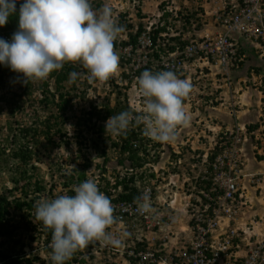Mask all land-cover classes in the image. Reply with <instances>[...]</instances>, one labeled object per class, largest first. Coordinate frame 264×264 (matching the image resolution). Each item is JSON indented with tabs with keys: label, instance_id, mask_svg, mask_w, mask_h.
Returning a JSON list of instances; mask_svg holds the SVG:
<instances>
[{
	"label": "rangeland",
	"instance_id": "1",
	"mask_svg": "<svg viewBox=\"0 0 264 264\" xmlns=\"http://www.w3.org/2000/svg\"><path fill=\"white\" fill-rule=\"evenodd\" d=\"M216 1L218 0H90L92 7L97 11L106 5L111 7L113 15L118 16L117 19L120 18L123 24L130 22L134 25L132 28L149 24L153 27L164 25L167 37L172 34H184L183 38L186 39L214 33L213 13ZM242 58L237 68L226 75L217 74L213 70L191 74L189 81L192 91L184 100V107L190 116L189 125L178 129L177 138L173 142L162 143L149 139L150 145L157 143L158 146L152 147L155 149L153 155L159 156L146 157L155 165L151 168L152 171L148 167L145 169L149 175L152 174V182L161 180L165 175L170 180L174 176L172 174H176L175 178H179L181 187V183L198 174L202 155L214 144L213 139H218L219 132H226L232 126L243 124L246 128L249 124H257V128L247 129L249 143L244 148L247 172L264 175V80L256 71L258 68H264V49L247 51ZM81 74L75 83L70 80L61 82L62 87L58 86L55 77H48L44 81H29L28 92L20 73L6 72L0 79L1 187L10 181L9 171L12 168L9 160H12L14 150L19 149L23 143H28L26 147L31 148L32 157L29 163L22 166V170L25 169L33 177L30 180L24 178L16 188L19 195L22 186V196L27 193V198L36 188L30 182L40 181L46 194L45 199H48L50 196H57L61 190L62 178L69 171L78 173L79 169H86L82 168L85 165L89 166L86 170L91 173L94 171L95 162L100 164L101 159L97 160L92 150L93 142L104 139L103 147L108 149L110 139H106L107 135H113L98 129L99 125H103L105 129L107 119L101 121L96 115L88 117L87 112L93 109L102 110V115L103 106L107 103L113 106L120 94L112 87L111 80L107 82L109 88L105 83L90 84L88 74ZM186 76L188 75L178 77L185 79ZM44 84L46 87H41ZM60 93L68 98V103L64 106L60 102ZM45 96L54 98L53 102L43 100ZM132 99L143 107L139 95L133 96L130 101ZM47 122L53 124L49 129L46 127ZM29 127L31 129L28 135H24V128ZM64 139L71 142L69 147L64 143ZM108 152V160L114 162L113 150ZM123 173L124 171L120 174ZM106 175H109L107 178L113 182L117 171L111 166L107 167ZM12 184L9 182L8 186ZM246 199L249 208L245 209V214L249 212L253 221L258 220V225L253 227V231L264 232V177L258 185L247 188ZM184 200L181 194L174 206L177 214L176 210L183 207ZM12 213L19 214L14 211ZM24 218L25 215L11 219L20 223ZM180 221L186 222L183 212L180 213ZM18 226L17 236L24 244L26 230L21 225ZM38 253L42 255L41 252ZM79 257L85 259V262L79 264L104 262L99 260L104 259L99 253L94 256L93 261L89 259L87 251ZM114 264L127 263L120 259L114 261Z\"/></svg>",
	"mask_w": 264,
	"mask_h": 264
},
{
	"label": "built area",
	"instance_id": "2",
	"mask_svg": "<svg viewBox=\"0 0 264 264\" xmlns=\"http://www.w3.org/2000/svg\"><path fill=\"white\" fill-rule=\"evenodd\" d=\"M213 19L214 33L188 38L182 46L170 42L166 32H155L162 25L124 30L114 42L120 64L119 74L113 78L117 87L132 84L136 88L144 70H171L177 76L188 75L186 80L192 73L204 71L226 75L237 68L247 51L264 49V0H218ZM1 36L7 38L4 33ZM248 136L243 124L219 132L218 139H213L214 144L202 155L198 174L182 186L185 200L179 216L183 212L186 222L181 226H177L180 217L169 210L179 194L171 191L170 184L174 182L164 181V177L163 181L152 182L145 171L148 163L136 168L126 162L133 180L127 181L124 190L105 188V182L98 185L102 175L99 171L94 178L87 173V180H94L115 206L117 223L108 231L118 236L121 229H126L131 234L119 248L98 241L90 243L94 254L106 256L101 264H114V255L127 264H264V232H254L258 220L253 221L249 212L245 214L249 208L247 188L258 185L264 177L247 172L244 148L249 143ZM132 145L137 146V142L132 141ZM65 181L63 177L57 196L74 195L73 186L80 184L65 186ZM146 189L153 211L141 215L137 211L138 198ZM132 192L130 198H118L119 194ZM27 223L24 252L41 255L38 252L45 251L50 258L52 233H47L35 219V208L30 210ZM44 263L53 264L51 260Z\"/></svg>",
	"mask_w": 264,
	"mask_h": 264
},
{
	"label": "clouds",
	"instance_id": "3",
	"mask_svg": "<svg viewBox=\"0 0 264 264\" xmlns=\"http://www.w3.org/2000/svg\"><path fill=\"white\" fill-rule=\"evenodd\" d=\"M17 2L18 0H0V27L7 24L9 16L18 15V30L12 36L1 32L7 38L1 36L0 33V36L4 38H0V64L8 66L13 72L22 74L25 83L47 80L50 73L61 70L66 63H79L87 70V79L90 84L91 82L107 84L111 80L112 87L120 94L116 102L124 103L131 111L137 113L124 111L110 116L104 129L110 135H126L133 124H143L144 134L147 138L156 142L170 143L176 140L178 129L189 125L190 116L184 107V100L190 95L192 85L189 80L181 79L173 71L153 73L150 70H144L137 79L136 88L132 84H128L119 89L115 84L113 78L119 74L120 64L119 56L114 49V42L124 30H130L134 25L132 26L130 22L123 24L120 18L117 19L118 16L113 15L111 7L106 5L102 10L97 11L92 7L90 0H23L17 13ZM130 34L132 33L130 32ZM78 75V73H70L71 80L74 82ZM106 86L109 87L108 84ZM130 95L132 97L139 95L143 107L136 104L134 99L130 101L132 98ZM121 97L122 99H119ZM152 147L148 143L147 154L138 152L141 166L144 162L148 163L146 169L155 166L146 159L148 155H151L152 158L156 157L153 155L155 149ZM108 149L114 152V162L108 160ZM108 149L104 147V156H100L92 147L96 159H101L100 164L95 162L94 171L91 173L86 170L89 166H85L81 181L76 183L80 184H73L75 185L72 189L74 195H59L49 200L45 199L44 188L37 192L34 190L28 198L32 199V207L27 210L14 211L19 213L17 215L10 214V223L14 222L11 218L25 215L22 220L24 222H16L27 232L30 210L35 208V219L42 223L47 233H52L50 258L45 251L39 255L45 260H51L53 264H65V261L68 262V260L71 264H79V260L84 259L79 255L87 251L89 259L93 261L96 254L93 252L94 249L88 246L90 243L98 241L106 246L111 245L119 248L123 246L124 240L130 237L131 234L126 229H121L118 236H114L108 231L117 223V217L114 214L115 206L100 191L98 185L105 182V187L112 186L117 190H124L126 187L123 188L120 185L114 187L116 178H125L123 176L126 174L133 176L126 169L127 161H130L133 167L138 168V166H135L126 154H121L118 149L112 147L110 142ZM156 155L158 156V154ZM11 159L13 160H9L12 168L9 171L11 179L5 186H0V191L5 190L3 196L7 200L23 201V187L21 186L19 190L20 195L16 188L23 180L22 175L16 171L18 158L11 156ZM120 159H123V162H119ZM110 166L117 171L113 182L107 178L110 176L106 175L107 167ZM72 168L75 169L73 165ZM98 171L102 173L98 185L92 179L87 180V173L90 178L91 176L94 178V174ZM123 171L124 173L120 174ZM155 171L157 172V170ZM146 172L147 177L153 180L152 174L149 175V172ZM68 174H73L75 178L78 175L71 171ZM172 175L179 184V178H175L176 174ZM18 178L22 179L15 182ZM164 178V181H169L166 175ZM171 179L170 183L173 182ZM9 182L13 184L8 186ZM183 184L181 183V187L175 182L174 185L170 184L171 191L179 194L173 207L169 210L175 211L174 206L181 197ZM11 196H13L12 199ZM41 197L44 199H40ZM38 198L40 200L35 203L34 201ZM179 210H176L177 217H180ZM137 211L141 215L153 211L149 190L146 189L138 198ZM26 226L28 227L25 228ZM112 258L115 259V262L119 258L124 260L119 255H114ZM84 260L83 262H85ZM99 260L103 259L99 258ZM37 264L45 263L44 260H41Z\"/></svg>",
	"mask_w": 264,
	"mask_h": 264
},
{
	"label": "trees",
	"instance_id": "4",
	"mask_svg": "<svg viewBox=\"0 0 264 264\" xmlns=\"http://www.w3.org/2000/svg\"><path fill=\"white\" fill-rule=\"evenodd\" d=\"M20 3H23V0H18V2H17V6H16L17 13L19 11ZM188 19L189 18L187 17L186 21H188ZM128 26H131V25L128 24ZM138 28L140 29L141 26H139ZM17 30H18V15L17 14H13V15L9 16L7 24L5 26L0 27V33L5 32V33H8L10 36H12V34ZM155 32L156 33L157 32H166V27L164 25H162V26L156 28ZM0 38H3V37L0 36ZM155 38H156V36H155ZM133 39H134V37L132 35V40ZM167 39L170 42L177 43L180 46L187 43V39L182 38L181 35L170 36V37H167ZM10 71H12V70L8 66L0 64V79L3 77V75L6 72H10ZM256 71L258 72V74H261L262 79L264 80V68H261V69L258 68V69H256ZM70 73H78L79 74L78 77H81V75H82L81 73H84L85 75L88 74L87 70L84 69L82 67V65H80L79 63H76V64L66 63L61 70L53 71L52 73H50L49 77H55V81L58 83V86L62 87L61 82L66 81V80H70L71 83H75V81L73 82L71 80ZM78 77H77V79H78ZM25 84H26L25 89L28 92V88H27L28 83H25ZM41 87H46V84H44L43 86L41 85ZM59 98H60V102H61V104H63V106L68 103V98H65L62 95V93L59 94ZM53 99L54 98H48L47 96H45L43 98V100H46L48 103L53 102ZM124 111H131V110L124 103L115 102V104L113 106H110L108 103L105 104L103 106V114L102 115H100L102 113V110H96V109L89 110L87 112V114H88V117L92 116V115H96L100 118L101 121H105L110 116H115V115H117L121 112H124ZM131 112H133V111H131ZM133 113L137 114L135 112H133ZM52 125L53 124H49V122H47V125H46L47 129H49L50 126H52ZM255 128H257V124L247 125L248 130H253ZM30 129H31L30 127L24 128V130H23L24 135H28ZM98 129L104 131L103 125H99ZM106 139H110L109 142H110L111 146L118 149L121 154H126L128 159H130L135 164V166H138V167L141 166V164L139 162L140 155H138V152L141 151L144 154L148 153L147 144L149 143L150 140L144 134L143 124H140V125L133 124L132 126H130V129L126 135L113 136V137H110L107 135ZM64 141H65L64 143L67 144L69 147L70 143H71L69 141V139L68 140L64 139ZM104 141H105L104 139L103 140L97 139L93 142L94 143V145H93L94 149H95L96 153L99 154L100 156H104V147H103ZM132 141H136L137 146L133 147ZM27 144L23 143L21 146H19V149L13 153V157L18 158V163L16 164V171L22 175L23 179L29 178V180H30V179H32L33 176L28 174L25 169L22 170V166L29 163V160L32 157V150L28 146L26 147ZM152 146H158V145H157V143H155V144L153 143ZM156 157H158V156H156ZM119 162H123V159H120ZM84 167H85V165L82 168H84ZM83 175H84L83 169L78 170V175L76 176V178L73 176V174H65L64 178L66 179V181L64 182V185L65 186L68 184L73 185V184L80 182L81 177ZM22 178L16 179L15 182H19V180H21ZM132 180H133V176H129L128 179H125V178L117 179L116 178V183H115L114 187H117L120 185L123 188H125V187H127V181H132ZM30 183H31V185L36 186V188H35L36 192L43 188L40 181H38V180H35L33 182H30ZM105 188H107V186ZM24 192H25V190H24ZM26 196H27V193H25V195L22 197L23 201H20L18 199L7 200L6 197L0 196V262H2V264H37V262L43 260L42 257H40L37 253H29L27 255L24 252V250H23L24 244H22V242H20V240L17 236L18 223L16 221H14L13 223H10V221H11L10 220V214H12V210L13 211H21V210H25V209L27 210V209L32 207V205H31L32 199H28V198H26ZM132 196H133V192L128 194V195H125V196L122 194H119L118 198H130ZM27 227L28 226H26L25 228H27ZM90 258H92V256H90ZM83 260L84 259H80L79 263L83 262ZM65 264H71V262L68 260V262L65 261Z\"/></svg>",
	"mask_w": 264,
	"mask_h": 264
},
{
	"label": "crops",
	"instance_id": "5",
	"mask_svg": "<svg viewBox=\"0 0 264 264\" xmlns=\"http://www.w3.org/2000/svg\"><path fill=\"white\" fill-rule=\"evenodd\" d=\"M244 123H245V121H244ZM177 179H174V176H172V179H171V181H173V182H175L176 183V185H179V184H177V181H176ZM183 224V222H181L180 221V219L178 220V223H177V226H181ZM118 260H120V258L118 259ZM117 260V261H118ZM125 261V260H124Z\"/></svg>",
	"mask_w": 264,
	"mask_h": 264
}]
</instances>
